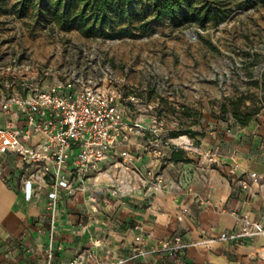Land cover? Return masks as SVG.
<instances>
[{
  "label": "rangeland",
  "instance_id": "obj_1",
  "mask_svg": "<svg viewBox=\"0 0 264 264\" xmlns=\"http://www.w3.org/2000/svg\"><path fill=\"white\" fill-rule=\"evenodd\" d=\"M253 2L189 0L190 8L156 20L152 1L140 0L112 9L103 31L88 35L75 1L0 0V93L13 91L12 77L43 83L76 74L119 92L128 117L161 125L168 138L186 136L200 151L217 126L240 125L232 113L253 111L252 121L264 111L251 96L264 69V0ZM211 5L223 21L196 14ZM120 27L128 35L116 36Z\"/></svg>",
  "mask_w": 264,
  "mask_h": 264
},
{
  "label": "crops",
  "instance_id": "obj_2",
  "mask_svg": "<svg viewBox=\"0 0 264 264\" xmlns=\"http://www.w3.org/2000/svg\"><path fill=\"white\" fill-rule=\"evenodd\" d=\"M151 138L131 134L118 148L140 154L134 165L157 171L162 183L144 187L128 174L121 197L97 196L95 203L89 202L87 191L62 197L51 264H67L73 257L83 264L108 262L128 256L140 239L150 245L176 234L199 243L177 259L147 256L125 264H264V235L201 243L237 228L242 218L264 227V183L251 184L248 177L250 172L264 175V111L244 125L217 126L204 136L200 151L185 147L196 150L183 157L185 161L168 160L171 150L161 145L155 148L164 158L156 156ZM15 165L8 156H0L4 173ZM44 201L43 190L24 201L0 180V264L45 263Z\"/></svg>",
  "mask_w": 264,
  "mask_h": 264
},
{
  "label": "built area",
  "instance_id": "obj_3",
  "mask_svg": "<svg viewBox=\"0 0 264 264\" xmlns=\"http://www.w3.org/2000/svg\"><path fill=\"white\" fill-rule=\"evenodd\" d=\"M42 74L51 75L46 71ZM27 80L12 77L9 85L13 91L0 93V156L6 155L16 163L5 173L4 166H0V180L18 191L24 201H30L42 190L45 192L48 242L44 264H51L62 197L85 191L91 203H95L97 196L121 197L128 174L144 187L162 183L157 171H142L134 165L140 154L118 148L129 135L152 136V152L159 158H164V154L155 146L186 149L190 141L186 136L168 138L161 135V125L149 126L128 117L120 104V93L109 86L84 81L76 74L60 78L54 75L43 83ZM181 137L185 140L179 142ZM248 177L251 184L264 183V175L256 172H250ZM100 179L105 183H99ZM134 228L141 230L139 225ZM252 235H264V227L242 218L237 228L201 243L235 242ZM197 243L184 240L181 234L156 239L150 245L140 239L128 256L96 264H125L147 256L177 259L186 248ZM67 264L83 263L80 257H73Z\"/></svg>",
  "mask_w": 264,
  "mask_h": 264
},
{
  "label": "trees",
  "instance_id": "obj_4",
  "mask_svg": "<svg viewBox=\"0 0 264 264\" xmlns=\"http://www.w3.org/2000/svg\"><path fill=\"white\" fill-rule=\"evenodd\" d=\"M78 3L79 10L77 12L76 18L80 25L84 26L86 33L92 34L96 33L95 30L103 31L104 27L107 25V21L110 18V11L112 9H119L125 6H132L136 1L140 0H72ZM154 6V18L159 20L162 16L168 15L173 16L178 11H184L186 8H190L189 0H151ZM254 4L253 0H244L242 5L243 9L252 7ZM222 10L216 8L214 5L204 6L203 10L200 8L196 11V14L201 17L218 18V22L223 21L227 16L225 14L221 15ZM105 34V33H104ZM115 35L118 37L128 35L126 27H120L116 29ZM255 88L257 93L251 96L256 99L259 104V108L264 106V69L259 74V77L254 80ZM248 97H244L243 99ZM253 114V111H246L242 113L241 117H238L236 113H232V117L240 125L246 124ZM178 133L172 132L170 137H176ZM195 135V133H192ZM170 161H185L183 156L178 150H171L169 159Z\"/></svg>",
  "mask_w": 264,
  "mask_h": 264
},
{
  "label": "bare ground",
  "instance_id": "obj_5",
  "mask_svg": "<svg viewBox=\"0 0 264 264\" xmlns=\"http://www.w3.org/2000/svg\"><path fill=\"white\" fill-rule=\"evenodd\" d=\"M181 138H184V137H181ZM183 140H185V138H184ZM183 140H181V141H183ZM181 141H180V142H181ZM192 149H194V148H192Z\"/></svg>",
  "mask_w": 264,
  "mask_h": 264
}]
</instances>
